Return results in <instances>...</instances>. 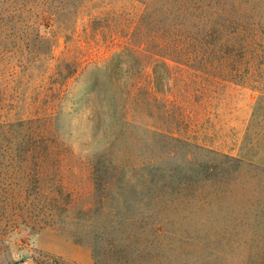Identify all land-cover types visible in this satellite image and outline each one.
I'll list each match as a JSON object with an SVG mask.
<instances>
[{"label":"rangeland","instance_id":"rangeland-1","mask_svg":"<svg viewBox=\"0 0 264 264\" xmlns=\"http://www.w3.org/2000/svg\"><path fill=\"white\" fill-rule=\"evenodd\" d=\"M130 2L0 0V264H264V67L233 83L157 67L180 114L171 125L226 150L131 123L100 141L92 66L126 40ZM57 11L67 31L31 27ZM66 56L82 66L59 85ZM146 59L124 57L128 83ZM59 86L61 127L48 135L60 157H44L41 125L8 119L49 113Z\"/></svg>","mask_w":264,"mask_h":264},{"label":"trees","instance_id":"trees-1","mask_svg":"<svg viewBox=\"0 0 264 264\" xmlns=\"http://www.w3.org/2000/svg\"><path fill=\"white\" fill-rule=\"evenodd\" d=\"M227 2L243 13L237 17L232 15L223 5ZM130 4L132 17L126 26V40L121 45H112L116 50L92 66L96 72L94 86L102 102L97 112L93 109L95 125L102 130L100 141L116 143L124 125L131 123L143 125L150 132L177 135L211 149L226 150L195 132L171 125L177 123L180 114L169 111L170 107H176V99L166 93L165 81L171 77L169 73L160 74L157 67L168 68V60L188 68L198 66L211 82L233 83L237 78L252 76L249 70L264 67V0H131ZM94 18L89 20L90 27ZM69 22L57 11L37 19L31 27L51 31L56 25L67 31ZM115 32L118 35L120 30ZM128 55L137 60L139 56L147 58L141 69L145 78L131 84L125 76L129 69L123 67L124 57ZM115 58L114 64L111 61ZM81 66L76 59L62 57L54 73L57 84L64 85ZM57 90L49 113L8 119L20 125H41L40 146L44 147V157L51 156L49 128L61 127V87ZM252 90L259 89L252 87ZM36 146L25 149L28 159ZM51 152L60 157L59 152Z\"/></svg>","mask_w":264,"mask_h":264}]
</instances>
